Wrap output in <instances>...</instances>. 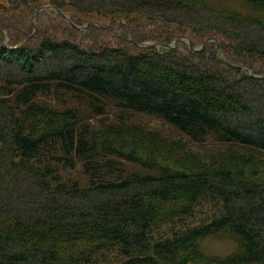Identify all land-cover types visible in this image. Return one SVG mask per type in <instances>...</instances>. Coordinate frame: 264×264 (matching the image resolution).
<instances>
[{
    "label": "trees",
    "instance_id": "obj_1",
    "mask_svg": "<svg viewBox=\"0 0 264 264\" xmlns=\"http://www.w3.org/2000/svg\"><path fill=\"white\" fill-rule=\"evenodd\" d=\"M36 1L0 2V10L12 14ZM243 1L253 13L209 0H51L59 11L115 22L135 14L172 34L184 27L218 41L198 51L168 47L172 36L156 35L161 48H86L47 30L29 35L31 26L0 17L2 28L17 32L8 43L0 38V264H97L109 247L133 255L104 264H189L208 261L201 242L220 233L238 249L217 264H264V157H257L264 154V69L248 63L264 61V0ZM65 94L87 108L69 105ZM111 103L123 111L118 118L98 126L86 120ZM134 113L156 115L194 143L212 136L255 155L199 156L186 141L140 126ZM135 163L141 169L129 166ZM79 164L85 181L64 175ZM211 196L223 207L214 219L177 224L185 228L166 236L161 223Z\"/></svg>",
    "mask_w": 264,
    "mask_h": 264
},
{
    "label": "rangeland",
    "instance_id": "obj_2",
    "mask_svg": "<svg viewBox=\"0 0 264 264\" xmlns=\"http://www.w3.org/2000/svg\"><path fill=\"white\" fill-rule=\"evenodd\" d=\"M209 1L216 7H227L240 11L244 14L253 13L250 7L243 0ZM0 2L8 6L10 0H0ZM43 9L47 10L45 15L38 16L40 11ZM11 11H13L12 14L10 13L7 15L3 9L0 10L1 19L12 17L13 21L16 22V24L21 25L20 27L25 28L26 31L31 26V29L29 28V35H32L40 29L47 30L51 34L56 33L59 37H65L69 38V40L76 41L86 48L94 49L95 47L104 46L106 44H115L124 45L130 51L136 52L142 48L140 43H156V40L152 38L153 35H156L161 40H163V37L172 36L170 44L176 45L185 51L190 48L193 51H198L205 48L207 43H218V41L214 38H199L198 35L192 33L191 30L184 27H181L177 33L172 34L168 26L150 24L145 18H138L135 14L125 16L126 18H124L123 21L115 22L112 20V18H114L113 16L98 13H78L72 7H67L59 11L51 5V0H37L36 3L28 4L27 6H19L14 10L11 9ZM90 24H92V26L89 28L88 25ZM128 27H131L133 31L140 36V38L144 39V41L139 42L134 40L132 36L126 32ZM11 33L16 35L17 32L11 29L9 30L7 27L2 28L0 26V38L3 39L5 43L10 41ZM162 46L163 45L158 44L156 47L161 48ZM248 63H252L256 67L264 69V61L258 60L255 57L252 58V62L248 61ZM242 68L250 69L247 66H242ZM65 97L67 98L65 102L69 101V105L78 104L80 107L83 106L84 108H87V103H79V100L72 95L67 94ZM52 104L58 107H63L65 105L64 101L59 100H53ZM107 111L108 112L105 114L100 115L98 113H93L85 116V118L87 117L86 120L89 121V123H93L94 126H98L101 120L106 121L116 119L119 117V114L123 112L121 107L117 106L116 103H111ZM132 117V120L140 124V126L144 128L146 127L148 130H153V132H160L162 135L170 137L171 141L174 139L180 142L186 141L187 146H190L193 149L190 150L191 153L199 156L211 158L223 152L228 154L244 153L246 157L255 155V152L253 150H249L248 147L222 142L212 136H209V138L202 143H194L190 141V139H188V137L181 131L156 115L134 113ZM257 157L261 159L264 157V154L260 153ZM129 166H131L133 170L141 169L136 163L130 164ZM80 168L81 166L79 164L75 169H68L64 175L66 177L71 175L72 177H78L79 179L85 181L86 177ZM221 209H223V207L220 200L217 197L211 196L200 200L199 205H197L190 214L182 218L176 217L172 221L161 223L160 226L166 233V236H172L173 230L181 232L185 227L193 228L211 221L215 218L216 214L221 211ZM185 223V227L177 225H184ZM160 232L162 231H160L159 228L153 229L154 235H158ZM201 248L209 260L206 261L203 259L192 261L189 264H217L215 260L220 259L217 257L225 258L237 251L238 242L231 235L220 233L203 239L201 242ZM110 251V247L101 249V254L104 256L105 260L102 262V258L99 256L95 262L97 264L100 262H102V264L107 262H122L133 255L132 252L127 253L125 251H120L119 249L113 250L112 252Z\"/></svg>",
    "mask_w": 264,
    "mask_h": 264
},
{
    "label": "water",
    "instance_id": "obj_3",
    "mask_svg": "<svg viewBox=\"0 0 264 264\" xmlns=\"http://www.w3.org/2000/svg\"><path fill=\"white\" fill-rule=\"evenodd\" d=\"M178 40V39H177ZM142 46H147L146 44H141ZM154 45H156V44H154ZM168 46H170V45H168ZM192 47V46H191Z\"/></svg>",
    "mask_w": 264,
    "mask_h": 264
}]
</instances>
